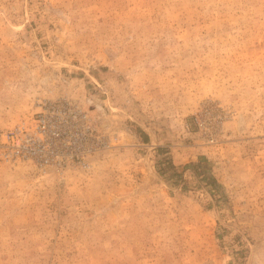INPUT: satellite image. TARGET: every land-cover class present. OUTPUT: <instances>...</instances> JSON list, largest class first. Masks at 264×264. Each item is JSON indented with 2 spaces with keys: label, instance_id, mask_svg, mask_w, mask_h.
I'll list each match as a JSON object with an SVG mask.
<instances>
[{
  "label": "rangeland",
  "instance_id": "374dc122",
  "mask_svg": "<svg viewBox=\"0 0 264 264\" xmlns=\"http://www.w3.org/2000/svg\"><path fill=\"white\" fill-rule=\"evenodd\" d=\"M58 97L110 147L0 160V264H264V0H0V129Z\"/></svg>",
  "mask_w": 264,
  "mask_h": 264
},
{
  "label": "built area",
  "instance_id": "2783aa9c",
  "mask_svg": "<svg viewBox=\"0 0 264 264\" xmlns=\"http://www.w3.org/2000/svg\"><path fill=\"white\" fill-rule=\"evenodd\" d=\"M109 147L90 112L68 97L45 99L32 116L0 129L1 161H30L56 172L89 169L92 158Z\"/></svg>",
  "mask_w": 264,
  "mask_h": 264
}]
</instances>
